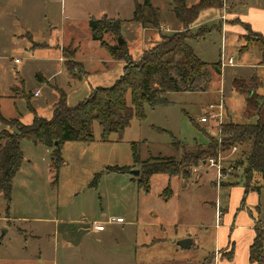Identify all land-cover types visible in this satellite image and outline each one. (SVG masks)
Returning a JSON list of instances; mask_svg holds the SVG:
<instances>
[{"label":"rangeland","instance_id":"374dc122","mask_svg":"<svg viewBox=\"0 0 264 264\" xmlns=\"http://www.w3.org/2000/svg\"><path fill=\"white\" fill-rule=\"evenodd\" d=\"M171 1L152 0L159 10V26L147 27L153 30L145 35L133 20L136 4L143 5L145 0H0V117L5 120L0 119V133L4 129L14 132L12 120L16 118L31 124L34 113L29 106L38 116L52 118L61 90L73 106L88 98L93 88L111 87L120 79L125 64L112 59L102 43L93 39L91 18L119 20L120 33H108L104 41L118 45V38H124L134 60L161 36L182 32L213 72L207 91L168 92L167 103L154 108L146 104L145 120L133 118L122 138L113 134L104 142L102 126L95 121L93 142L63 145L56 183L51 150L23 140L24 161L10 200L0 194V264L214 263L206 255L215 250V233L210 228L206 231L202 218L208 224L215 221L220 187L240 182L238 187L245 188L249 145H236V151L219 150L216 157L201 160L197 166L188 165L185 157L189 151L207 149L209 138L220 140V127L226 122L200 124L199 119L223 96L230 107L232 119L228 121L255 123L257 115L247 107L248 94H236L233 87L235 77L247 75L248 70L226 65L222 77L211 65L232 55L240 63L243 50L263 52L264 36L260 43H247L248 32L239 23L244 35L237 39L215 30L216 21L185 29L174 16ZM198 1L186 0V5ZM221 1L229 11L233 9L229 0ZM64 49L76 51L74 60L88 73L82 80L68 72ZM258 72L263 76L264 69ZM258 92L263 94L264 88ZM133 143L138 146L139 164H134ZM161 159L185 160L183 173L153 175L147 192L138 182L143 162ZM115 166L129 171L106 172ZM133 170L140 174L134 175ZM169 186L172 195L166 198L163 192ZM262 195L264 217V190ZM117 217L125 223H108ZM98 223H104L106 231H93ZM196 236L200 245L194 238L192 248L180 246L182 240Z\"/></svg>","mask_w":264,"mask_h":264},{"label":"trees","instance_id":"16d2710c","mask_svg":"<svg viewBox=\"0 0 264 264\" xmlns=\"http://www.w3.org/2000/svg\"><path fill=\"white\" fill-rule=\"evenodd\" d=\"M176 19L187 29L190 28L199 18L202 11L209 8H221V0H200L192 7H187L186 0H172ZM159 10L152 5V0H145L143 5L136 4L134 18L135 22L141 23L144 27L159 26ZM239 23L248 32L244 38L247 43H260L261 34L254 32L251 27L239 20ZM92 37L95 41L102 43V46L115 58L124 61V73L111 87H95L88 98L76 105H69L66 94L60 91L59 101L53 109V116L50 119L38 116L36 110L31 124H24L19 119H13L14 132L8 129L0 133V194L10 200L14 178L20 170L24 161V153L21 148L23 140L31 141L34 144H43L51 150V167L55 173V183L58 179V172L63 164L62 147L67 141L72 142H93V124L98 121L102 126V139L110 141L113 134L122 138L127 127L133 118L144 121L145 105L151 108L159 104L167 103L165 98L168 92H204L207 91L212 82V74L209 70L210 64L202 61L194 52V49L187 43L189 36L182 32L173 35L161 36V40L153 47L146 50L139 60H134L126 45L110 46L104 41L108 33L118 35L121 30L119 20L110 19L104 16L101 19H90ZM76 51L68 52L63 50V57L67 60L66 67L70 75L82 80L87 76L83 64L76 62ZM220 63L212 64L213 69L221 74ZM78 72L81 75L78 76ZM233 87L242 94L250 95V88L246 81L235 79ZM131 97V103L128 97ZM264 97L253 93L247 97V107L251 110H262ZM1 120L3 118L0 117ZM5 121V120H3ZM220 140L209 138L207 149L189 151L186 153L188 165L197 166L202 160L208 157H216L217 152L227 151L236 145H249L245 154V193L250 188L258 192L263 186H258L255 181L260 176L264 184V122L258 120L253 124H239L227 122L221 125ZM134 164H139V150L136 143H133ZM205 156L204 158H201ZM185 160L176 162L173 159L154 162L149 164L143 162V171L138 179L139 184L147 191H150V180L155 174H166L170 177L183 173ZM127 167H107L106 172L127 173ZM165 190L163 196L170 198L172 189ZM250 260L253 263L264 264V230H256V238L251 247Z\"/></svg>","mask_w":264,"mask_h":264},{"label":"crops","instance_id":"0c3cea01","mask_svg":"<svg viewBox=\"0 0 264 264\" xmlns=\"http://www.w3.org/2000/svg\"><path fill=\"white\" fill-rule=\"evenodd\" d=\"M199 2L200 0L197 3ZM225 2H227V0H225ZM229 2L230 4H232V7L234 6L232 10L229 11L228 6L225 3L221 8L206 9L204 10L205 12L202 11L198 20L192 25V27H205L208 23L216 21L218 24V28H216L215 30L221 31V33H225L226 35L229 34L230 36H233V38L235 37V39H237V37L243 38L244 35L243 28L237 25V23L233 22L234 20H239L243 23L248 24L254 32H257L264 36V0H229ZM197 3L191 5L187 4V7H192ZM172 12L175 16L174 8H172ZM136 24L139 25L141 31H143L145 35L153 30L144 27L139 22H136ZM162 29L166 30L165 27H162ZM126 43L127 42L125 40L124 44L126 45ZM146 50L147 49L142 52V55ZM239 54L240 60H242V62L236 63L235 57L234 55H232L230 57H234L235 64L231 65L230 67L245 68L248 70V74L240 77H235V79L244 80L248 83L250 88L249 96H251L253 93H256L259 96L264 97V93L262 94L258 92L259 90H261V88H264V74L263 76H260V73L258 72V70L264 69V50L263 52L261 50H243ZM109 55L112 57V59L121 61L115 59L110 53ZM260 55L261 57H259ZM122 62L124 63V61ZM220 69V76H222L224 70L222 64L220 65ZM209 70L212 74L213 79V72L210 68ZM234 92H236V94L241 93L237 91L235 87ZM224 101L225 112L223 116V123H227V118L231 120L232 117H230L229 115L230 107L226 102V99H224ZM251 112L252 115H257L255 122H257L258 120H262L264 122V105L260 113H256L254 110H251ZM255 181V184H257L258 186L264 185L261 182L260 176H257L255 178ZM239 184L240 182L232 184L228 187H220V189L218 190L219 193L217 192L215 204V223L213 222V224H208L205 221V216H203L202 218L203 227H205L206 231L210 228L214 230L215 233V250L212 253H208V255H206V258H213V264H257L253 263L250 260V251L256 238V230L258 228L264 230L263 204L261 201L264 187H262L259 192L250 188L248 193H245L246 188H239ZM93 231L104 232L106 231V228L103 231H96L93 226ZM189 238L193 240L192 246H194V238L198 240L199 245L201 244L197 236Z\"/></svg>","mask_w":264,"mask_h":264},{"label":"built area","instance_id":"2783aa9c","mask_svg":"<svg viewBox=\"0 0 264 264\" xmlns=\"http://www.w3.org/2000/svg\"><path fill=\"white\" fill-rule=\"evenodd\" d=\"M19 60L17 59L16 62H18ZM222 66H228V65H234L235 61H234V57H230L227 61H221ZM39 92H36V95H38ZM208 109L210 110L209 113H205L200 119H199V123L200 124H208L210 122H216V123H223V116H224V112H225V101L224 98L222 97L220 99V101L217 104H210L208 106ZM234 151L237 150V146L233 147ZM211 164L214 165V160L211 159L210 160ZM221 177V174L219 173V179ZM125 220L122 217H117V218H111L108 223H124ZM106 226L104 223H98L94 225V229L96 231H103L105 230Z\"/></svg>","mask_w":264,"mask_h":264},{"label":"water","instance_id":"95a60500","mask_svg":"<svg viewBox=\"0 0 264 264\" xmlns=\"http://www.w3.org/2000/svg\"><path fill=\"white\" fill-rule=\"evenodd\" d=\"M118 43H119V45H123L125 43V41L120 37L118 39ZM132 173L136 176H138L140 174L139 170H133ZM192 242H193L192 239L187 238V239L182 240L179 244L184 249H190L192 246Z\"/></svg>","mask_w":264,"mask_h":264}]
</instances>
